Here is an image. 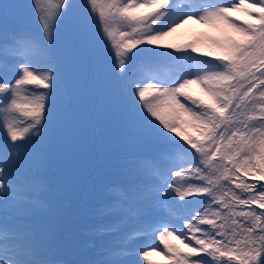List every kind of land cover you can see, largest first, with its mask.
I'll return each mask as SVG.
<instances>
[{
	"label": "snow or ice",
	"instance_id": "6c2138e0",
	"mask_svg": "<svg viewBox=\"0 0 264 264\" xmlns=\"http://www.w3.org/2000/svg\"><path fill=\"white\" fill-rule=\"evenodd\" d=\"M240 11L252 19L233 15ZM13 15L34 16L43 38L9 32ZM64 18L72 23L61 36ZM189 19L225 33L214 50L162 43ZM82 57L106 80L125 138L157 146L123 161L122 187L97 210L90 264H155L160 245L168 264H264V0H3L0 264H67L57 258L67 241L53 242L35 219L39 182L23 186V177L34 175L53 131L67 65ZM137 57L197 69L160 80L133 71ZM192 84L208 99L193 96Z\"/></svg>",
	"mask_w": 264,
	"mask_h": 264
},
{
	"label": "trees",
	"instance_id": "16d2710c",
	"mask_svg": "<svg viewBox=\"0 0 264 264\" xmlns=\"http://www.w3.org/2000/svg\"><path fill=\"white\" fill-rule=\"evenodd\" d=\"M3 0H0L2 3ZM28 3L29 0H24ZM82 3V0H74ZM242 20H251L244 12H234ZM72 21L64 18L59 21L58 33L63 36ZM27 31L43 38L35 17L21 20L15 15L9 18L8 31ZM225 33L210 24V29L197 41L192 43L201 53L214 50L212 41L222 39ZM182 44L181 46H184ZM158 60L151 57H137L133 66L145 60ZM75 71L82 72L79 79L73 80ZM65 83L54 102V124L47 142L41 147V155L36 164L34 175L23 177V186L36 180L39 182L40 197L55 201L54 210L40 211L36 221L53 233V242H59L56 234L63 237L66 244L64 255L74 252V262L85 261L77 251L80 241L88 242L91 248L97 247L101 237L94 224L99 220L98 214L82 216L78 202L81 192L86 189L87 181L93 182L97 177L101 189H92L95 202L110 198L114 190L122 187L119 175L122 162L133 153L151 152L150 142L138 143L125 138L121 124L116 117V102L106 80L97 73L95 67L86 57L74 58L66 68ZM193 96L207 100L203 88L199 84L190 85L188 90ZM192 131V129H189ZM97 132L100 134L97 135ZM26 169V165H24ZM84 168L78 178L73 179L78 168ZM46 178H49L47 181ZM46 179V180H45ZM73 180V181H72ZM60 185H64L63 190ZM60 187V189H58ZM65 198H71L66 200ZM69 201L63 209L55 208L63 201ZM53 209V208H52Z\"/></svg>",
	"mask_w": 264,
	"mask_h": 264
},
{
	"label": "rangeland",
	"instance_id": "374dc122",
	"mask_svg": "<svg viewBox=\"0 0 264 264\" xmlns=\"http://www.w3.org/2000/svg\"><path fill=\"white\" fill-rule=\"evenodd\" d=\"M211 23H204L200 22L196 19H189L184 24H181L176 30L172 33H170L167 37H165L162 41L163 44H171L176 45L177 47H183L182 44L192 43L193 41H197L202 35H204L209 29H210ZM167 51V49H165ZM179 55V54H178ZM182 69H188L190 71H195L197 69V64L195 61H185L183 58H181L179 61H171L165 58H159L158 60H145L141 63L133 66L132 70L138 73H149L153 76H155L157 79L160 80H169L173 79L175 77V74L178 71H181ZM82 76V72L75 71L73 73V80L79 79ZM168 86V85H166ZM190 89V86L187 90ZM100 133L97 132V135ZM138 143H144V142H138ZM157 146L154 148H151L152 151L156 150ZM123 164V162L121 163ZM84 168L80 167L76 170L74 173L73 179H76L79 177L80 174H82ZM47 181H49V178H46ZM45 179V180H46ZM73 181V180H72ZM61 188L64 190L65 186L60 185ZM103 186H101L100 182L98 181L97 177H94L93 182L90 181L86 183V189L81 192V200L78 202V206L80 208V214L82 216H93L94 214H98V208L101 205V202L107 198L101 199L99 202H95L93 198V188L94 189H101ZM60 189V187L58 188ZM40 211H43L45 214L49 211L54 210V206L56 204L55 201L48 200L45 197H40ZM66 200H70L71 198H65ZM67 204H70L69 201L63 200L56 208V212L54 214L59 213L57 209H63L67 206ZM53 208V209H52ZM164 211H168L167 208L164 209ZM100 223V221H96L94 224V227L97 228V225ZM127 243V241H125ZM142 242L137 241L133 248H138L141 246ZM174 243L180 245L182 248L183 245L180 244V241H174ZM66 248L61 247L57 258L66 261V257L64 253ZM79 253L82 254L88 261L87 264H90V261H92L96 257V248H91L89 246L88 242L86 241H80L79 243ZM61 252V253H60ZM164 252L163 246L160 245L158 250L156 252H152L149 259L155 264H168L166 254H161ZM74 257L73 252L70 254V258ZM133 261H135L137 258L135 256L131 257ZM139 259H143L140 257ZM67 262V261H66ZM68 264V263H67ZM86 264V263H82Z\"/></svg>",
	"mask_w": 264,
	"mask_h": 264
}]
</instances>
